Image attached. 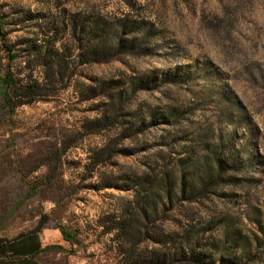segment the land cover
Here are the masks:
<instances>
[{"label":"rangeland","instance_id":"obj_1","mask_svg":"<svg viewBox=\"0 0 264 264\" xmlns=\"http://www.w3.org/2000/svg\"><path fill=\"white\" fill-rule=\"evenodd\" d=\"M0 22L33 98L0 100V210L76 233L46 264H264V0H0Z\"/></svg>","mask_w":264,"mask_h":264},{"label":"crops","instance_id":"obj_2","mask_svg":"<svg viewBox=\"0 0 264 264\" xmlns=\"http://www.w3.org/2000/svg\"><path fill=\"white\" fill-rule=\"evenodd\" d=\"M61 237L59 231L46 227L24 230L22 224L10 223L0 210V264H46L45 248Z\"/></svg>","mask_w":264,"mask_h":264},{"label":"trees","instance_id":"obj_3","mask_svg":"<svg viewBox=\"0 0 264 264\" xmlns=\"http://www.w3.org/2000/svg\"><path fill=\"white\" fill-rule=\"evenodd\" d=\"M3 27L4 25L2 24V22H0V34L2 36H4L3 33ZM8 49V55L9 57H7L9 64L12 63L15 60V55H12L11 53L13 52L12 48L7 47ZM25 88V89H30L31 85L30 84H25V85H21L16 77L14 72L12 71V68H10L8 66V69L6 71V73L2 76H0V100L4 101L7 105L8 108V115L10 118L13 117V115L15 114L16 108L18 106H21L23 104H27V103H31L33 102V98L29 99L28 101H20V103H14V98L15 96L11 93V91L14 90H18L20 88ZM41 217L43 218L42 221H40V223L38 224V226L36 227L35 230H40L42 228L45 227V225L48 223L49 217L46 214H41ZM58 229L61 231L63 240L69 243H73L75 241L76 238V233L75 232H71L67 229V227L65 225H58ZM64 250V247L61 245H56V244H50L48 245L45 250L46 251H50V250Z\"/></svg>","mask_w":264,"mask_h":264}]
</instances>
